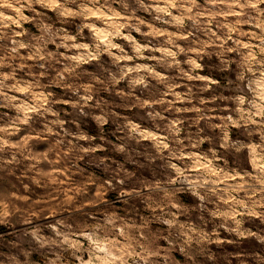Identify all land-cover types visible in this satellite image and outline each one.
<instances>
[{"label":"clouds","instance_id":"9594fccd","mask_svg":"<svg viewBox=\"0 0 264 264\" xmlns=\"http://www.w3.org/2000/svg\"><path fill=\"white\" fill-rule=\"evenodd\" d=\"M0 264H264V0H0Z\"/></svg>","mask_w":264,"mask_h":264}]
</instances>
